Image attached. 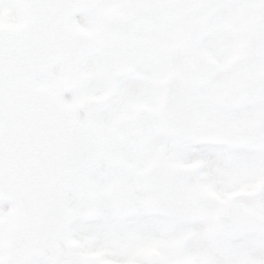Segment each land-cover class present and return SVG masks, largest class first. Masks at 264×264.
Wrapping results in <instances>:
<instances>
[{"label":"snow or ice","instance_id":"1","mask_svg":"<svg viewBox=\"0 0 264 264\" xmlns=\"http://www.w3.org/2000/svg\"><path fill=\"white\" fill-rule=\"evenodd\" d=\"M0 264H264V0H0Z\"/></svg>","mask_w":264,"mask_h":264}]
</instances>
